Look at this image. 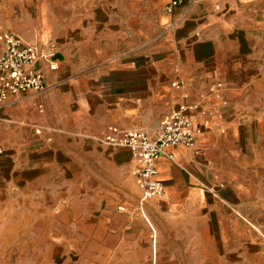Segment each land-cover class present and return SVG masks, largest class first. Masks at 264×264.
<instances>
[{
  "label": "crops",
  "instance_id": "0c3cea01",
  "mask_svg": "<svg viewBox=\"0 0 264 264\" xmlns=\"http://www.w3.org/2000/svg\"><path fill=\"white\" fill-rule=\"evenodd\" d=\"M167 5L0 0V32L57 66L0 108V264L264 262V0ZM180 105L199 137L140 202L130 151L100 141Z\"/></svg>",
  "mask_w": 264,
  "mask_h": 264
},
{
  "label": "built area",
  "instance_id": "2783aa9c",
  "mask_svg": "<svg viewBox=\"0 0 264 264\" xmlns=\"http://www.w3.org/2000/svg\"><path fill=\"white\" fill-rule=\"evenodd\" d=\"M183 2L168 0L167 11L170 12ZM196 2L189 0L191 5ZM0 45V108L6 106L11 97L43 93L45 79L36 69V64L43 62L50 71H55L57 66L53 61V53L37 45L24 44L8 31L0 32ZM188 111L182 105L172 109L159 120L153 134L141 129L120 131L110 127L102 137V146L130 151L136 164L133 177L141 192L140 202L163 197V187L157 180L156 162L164 151L177 146L190 149L199 137L200 131ZM119 210L122 211L121 208Z\"/></svg>",
  "mask_w": 264,
  "mask_h": 264
},
{
  "label": "rangeland",
  "instance_id": "374dc122",
  "mask_svg": "<svg viewBox=\"0 0 264 264\" xmlns=\"http://www.w3.org/2000/svg\"><path fill=\"white\" fill-rule=\"evenodd\" d=\"M253 264H255V263H253ZM257 264H264V262H260V261H259V262H257Z\"/></svg>",
  "mask_w": 264,
  "mask_h": 264
}]
</instances>
